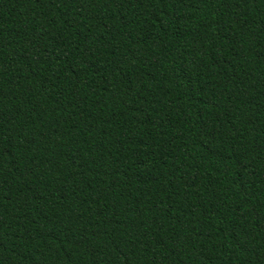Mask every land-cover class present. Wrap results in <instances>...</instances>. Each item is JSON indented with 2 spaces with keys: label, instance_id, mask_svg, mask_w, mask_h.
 I'll return each instance as SVG.
<instances>
[{
  "label": "trees",
  "instance_id": "1",
  "mask_svg": "<svg viewBox=\"0 0 264 264\" xmlns=\"http://www.w3.org/2000/svg\"><path fill=\"white\" fill-rule=\"evenodd\" d=\"M0 264H264V0H0Z\"/></svg>",
  "mask_w": 264,
  "mask_h": 264
}]
</instances>
